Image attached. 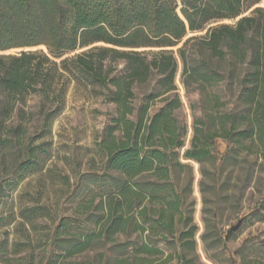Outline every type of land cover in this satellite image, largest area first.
Instances as JSON below:
<instances>
[{
    "label": "trees",
    "instance_id": "16d2710c",
    "mask_svg": "<svg viewBox=\"0 0 264 264\" xmlns=\"http://www.w3.org/2000/svg\"><path fill=\"white\" fill-rule=\"evenodd\" d=\"M178 44L180 82L197 94L182 153ZM12 48L28 49L0 54V227L18 219L38 236L0 239V257L11 247L27 253L19 264H65L104 241L112 264L193 263L197 226L173 179L180 159L264 170V0H0V52ZM71 85L113 105L96 147L103 168L81 174L79 216L38 201L16 214L13 194L50 158L46 137ZM246 218L264 222V187Z\"/></svg>",
    "mask_w": 264,
    "mask_h": 264
},
{
    "label": "rangeland",
    "instance_id": "374dc122",
    "mask_svg": "<svg viewBox=\"0 0 264 264\" xmlns=\"http://www.w3.org/2000/svg\"><path fill=\"white\" fill-rule=\"evenodd\" d=\"M226 22L231 20L216 23ZM193 34L188 32L184 38ZM179 46L172 49L177 59L175 84L182 102L176 116L187 126L185 144L180 151L182 153L189 145L192 133L190 103L196 101L197 94H186L180 82L181 62L176 53ZM22 49L28 48H12L0 54H16ZM112 111L113 105L106 102L103 96H94L73 85L68 88L64 110L55 119L51 134L46 137L50 145V158L42 171L28 176L13 194L16 214L19 209L31 207L36 201L50 205L58 215L81 214L73 199L82 193L81 174L99 172L103 168L96 147L108 120L106 114ZM217 144L219 152H223L224 142L218 141ZM180 162L186 166L176 170L173 179L197 226L195 255L191 264H264V222L246 218L264 187V170L257 164L250 168L245 163L219 168L211 161L199 164L181 158ZM96 204L97 201H94L86 210L93 218L101 213V210L96 209ZM238 219H241L239 226L232 230L233 234L227 235V230ZM26 234L32 240L38 236L37 232L19 224L18 219L8 226L0 227V239L6 238L9 244L27 240ZM127 240L138 241L139 238L135 233L128 238L120 235L116 242ZM21 244L18 245L20 248L23 247ZM115 252L110 243L95 241L88 251L67 258L65 264H97L101 258L108 259L109 264H112ZM26 254V251L14 253L8 247L6 254L0 257V264H19L18 260L26 259ZM154 264H160V261Z\"/></svg>",
    "mask_w": 264,
    "mask_h": 264
},
{
    "label": "water",
    "instance_id": "95a60500",
    "mask_svg": "<svg viewBox=\"0 0 264 264\" xmlns=\"http://www.w3.org/2000/svg\"><path fill=\"white\" fill-rule=\"evenodd\" d=\"M243 15H245V13L237 16L236 19L240 18ZM240 223H241V219H238L237 223L234 226L231 227V230H235L239 226Z\"/></svg>",
    "mask_w": 264,
    "mask_h": 264
}]
</instances>
